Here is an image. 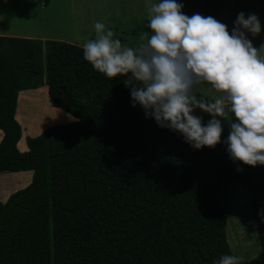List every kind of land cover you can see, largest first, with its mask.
I'll return each instance as SVG.
<instances>
[{
    "label": "trees",
    "instance_id": "16d2710c",
    "mask_svg": "<svg viewBox=\"0 0 264 264\" xmlns=\"http://www.w3.org/2000/svg\"><path fill=\"white\" fill-rule=\"evenodd\" d=\"M122 80L94 71L80 46L0 37V174H32L0 202V264H213L232 254L206 183L216 174L246 185L261 249L248 264H264V166L234 164L222 143L193 150L132 107ZM44 84L74 121L21 153L18 95Z\"/></svg>",
    "mask_w": 264,
    "mask_h": 264
},
{
    "label": "clouds",
    "instance_id": "9594fccd",
    "mask_svg": "<svg viewBox=\"0 0 264 264\" xmlns=\"http://www.w3.org/2000/svg\"><path fill=\"white\" fill-rule=\"evenodd\" d=\"M183 7L178 0H146L151 31L134 47L96 21L94 38L81 44L83 59L108 79L123 77L131 106L193 150L222 143L234 164L264 166V43L257 49L249 39L260 35V19L240 12L229 31L213 16H189ZM197 110L210 119L203 122ZM258 215L264 223V209ZM213 264L242 260L224 254Z\"/></svg>",
    "mask_w": 264,
    "mask_h": 264
},
{
    "label": "rangeland",
    "instance_id": "374dc122",
    "mask_svg": "<svg viewBox=\"0 0 264 264\" xmlns=\"http://www.w3.org/2000/svg\"><path fill=\"white\" fill-rule=\"evenodd\" d=\"M178 2L183 3L182 11L185 14L213 16L228 25L229 31L238 13L244 12L245 15L254 13L260 19L262 31L255 38L249 36V39L257 49L264 43L261 0H178ZM96 21L103 22L113 31L114 38L119 39L125 46H136L142 38L146 40L145 34H150L151 31L147 27L146 0H0L1 36L44 38L81 47L84 41L94 38L93 24ZM261 54H264V50ZM43 69L46 72L45 55ZM23 95L25 104L19 103L18 108L21 109L24 104L25 120L21 122L20 127L22 138L26 140L44 132L49 127L47 126L50 123L49 119L57 113L53 111L55 108L51 107L48 101L45 84L38 90L24 92L21 97ZM62 114L69 118L65 113ZM195 114L201 115L205 123L210 119L208 114L199 111ZM31 119H34V122H31ZM57 120L62 121L63 125L68 123L63 118H56L55 122ZM37 121L39 125H36ZM222 125L224 131L221 135L227 134V122L222 121ZM31 179L32 174L27 185L18 189H16L18 186H14L10 190L20 191L26 188ZM206 183L213 189L225 215V234L232 254L239 255L243 264L257 259L261 249L246 185L217 174L207 179Z\"/></svg>",
    "mask_w": 264,
    "mask_h": 264
},
{
    "label": "crops",
    "instance_id": "0c3cea01",
    "mask_svg": "<svg viewBox=\"0 0 264 264\" xmlns=\"http://www.w3.org/2000/svg\"><path fill=\"white\" fill-rule=\"evenodd\" d=\"M0 37H8V36H1L0 35ZM10 38H18V37H10ZM21 39H26V38H21ZM32 40L49 41V40H45L44 38L32 39ZM23 93L24 92L19 93V95H18L17 109H16V113H15V120L18 122V124L20 126H21V122H23L25 120V116L23 113V105L25 104L24 103L25 97H24V95H23V97H21ZM21 102L24 104H22L21 109H19L18 104ZM53 111H56L55 113H57V114H55L54 117L49 119L50 123L47 125L49 127L54 126V125H62L63 124V122L60 120H57V122H55L56 118H63V120H67L66 122H68V123L74 121V119L69 115H68L69 118H66L65 116H63L61 110L54 109ZM61 115L63 117H60ZM51 119H54V120H51ZM31 122H34V119H31ZM26 125H28V124H26ZM36 125H39L38 121H37ZM36 125H34V126H36ZM30 126L33 127L31 124H30ZM1 139H2V133L0 132V141H1ZM17 148H18L19 152H21V153H24L27 151V147H26L24 138H21L20 142L18 143ZM8 174H10V175H8ZM30 178H31V173H16V174L2 173V174H0V202L5 203L7 200V197L10 194L14 193L16 191V189L20 188L21 186L27 185L29 183L28 181L30 180ZM14 186L15 187L18 186V187L16 189L10 190V188L12 189V188H14Z\"/></svg>",
    "mask_w": 264,
    "mask_h": 264
}]
</instances>
